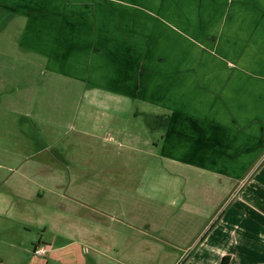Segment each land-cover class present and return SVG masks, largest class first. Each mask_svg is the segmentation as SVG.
I'll list each match as a JSON object with an SVG mask.
<instances>
[{
    "label": "crops",
    "instance_id": "crops-1",
    "mask_svg": "<svg viewBox=\"0 0 264 264\" xmlns=\"http://www.w3.org/2000/svg\"><path fill=\"white\" fill-rule=\"evenodd\" d=\"M13 22L26 59L81 84V103L95 115L84 135L110 140L133 114L152 123L143 141L123 131L115 150L150 156L138 181L143 188L159 173L152 187L162 192L140 188L135 210L111 190L93 193V184L105 186L96 176H77L90 193L67 197L54 213L72 219L70 242L86 233L97 264H177L188 249L179 264H220L225 256L228 264H264V0H0V29ZM44 151L59 168L67 163L59 150ZM9 169L22 171L13 196L24 202L39 195L24 181L53 171L52 181L63 183L62 169ZM189 171L198 180L185 190L180 173ZM80 218L87 230L75 227Z\"/></svg>",
    "mask_w": 264,
    "mask_h": 264
},
{
    "label": "rangeland",
    "instance_id": "rangeland-1",
    "mask_svg": "<svg viewBox=\"0 0 264 264\" xmlns=\"http://www.w3.org/2000/svg\"><path fill=\"white\" fill-rule=\"evenodd\" d=\"M15 29L14 22L0 29V264H97L98 256L92 251L93 239L80 231L79 243L70 242L77 240L75 235L74 238L70 237L72 219L70 216L62 221L55 219V209L61 208L63 211L65 199L73 194L82 200V193L85 196L90 193L91 189L88 193L86 189L90 185L80 184L77 176L81 181L96 176L95 180L105 186L93 184V193L98 195L111 190L110 197L129 199V205L137 210L133 200L140 197L137 192H140L138 180L142 172L139 169L146 167L150 156L133 154L124 148L115 149L119 148L118 135H123V131L139 141H143L140 137H150L149 127L152 123H145L146 119L140 113L137 116L133 114L128 119H121L124 120L123 126L118 125V135L110 132V140H95L84 135L89 132L85 120L88 121L89 117L93 121L95 115L81 103V84L71 77L45 70L39 58L26 59L25 52L19 51L16 46ZM85 110L89 112L85 113ZM91 110H97L98 118L104 115L100 109ZM140 110L151 114L152 108L145 105ZM148 120L151 122L153 118L149 117ZM43 148L59 150L67 166L64 167L65 164L59 168L48 159L50 157ZM95 148H112L117 152L107 154ZM108 163L110 166L107 169ZM38 165L47 166L50 170L62 169L56 174L63 183L52 181L53 171H48L45 173L47 177L38 176L32 178L34 181H24L32 191L39 193L32 197L31 203L24 202L23 197L13 196L20 189L18 175L22 171L9 168L32 171ZM180 176L189 179L185 185V190H188L198 178V173L189 171L185 175L181 172ZM157 177L159 173H149L141 190L155 194L157 189H153L152 185L155 183L153 179L158 180ZM162 186L158 187L157 193L162 192ZM240 188L233 190L230 200L238 195ZM150 205L148 202L143 209L149 215L154 211ZM111 207L117 209L118 205L112 204ZM142 207L138 209L142 210ZM80 219L74 221L75 227L87 230L89 221ZM35 247L46 249L45 255L35 254ZM189 250L179 263L183 262ZM126 252L131 253L129 250ZM112 254L117 258L115 252ZM150 264L170 263L154 260Z\"/></svg>",
    "mask_w": 264,
    "mask_h": 264
},
{
    "label": "built area",
    "instance_id": "built-area-1",
    "mask_svg": "<svg viewBox=\"0 0 264 264\" xmlns=\"http://www.w3.org/2000/svg\"><path fill=\"white\" fill-rule=\"evenodd\" d=\"M33 252L38 255H45L46 249H44L43 247H35Z\"/></svg>",
    "mask_w": 264,
    "mask_h": 264
},
{
    "label": "trees",
    "instance_id": "trees-1",
    "mask_svg": "<svg viewBox=\"0 0 264 264\" xmlns=\"http://www.w3.org/2000/svg\"><path fill=\"white\" fill-rule=\"evenodd\" d=\"M228 261H229V257L225 256V257H223V259L221 260V263H220V264H228Z\"/></svg>",
    "mask_w": 264,
    "mask_h": 264
}]
</instances>
